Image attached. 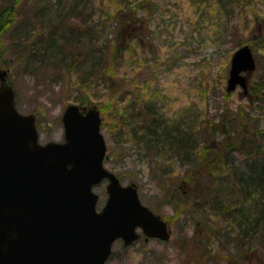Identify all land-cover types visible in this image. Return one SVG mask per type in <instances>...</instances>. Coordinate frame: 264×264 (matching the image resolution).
Here are the masks:
<instances>
[{"label": "rangeland", "instance_id": "374dc122", "mask_svg": "<svg viewBox=\"0 0 264 264\" xmlns=\"http://www.w3.org/2000/svg\"><path fill=\"white\" fill-rule=\"evenodd\" d=\"M127 1L132 5L141 0H30L18 9L13 27L1 39L0 66L9 70L8 80L14 86L18 110L35 114L41 143L63 139L62 112L66 105L81 104L83 99L84 105L100 106L111 98L109 102L114 105L109 112L115 108L132 112L146 102L166 122L179 123L184 131L199 128L201 121L216 116L226 104L233 110L242 106L254 125L264 128V108L252 106L257 102L243 95L240 87L230 92L228 99L224 96L230 59L239 40L253 44L255 56L259 57V72L252 74L251 79L258 80L264 72V0H152L136 9L140 29L146 33L141 40H133L131 51L125 52L113 83L109 79L110 82L81 86L79 77L87 65L85 59L91 64L100 56L98 44L105 43L109 48L107 40L113 37L115 28L111 14L115 7L130 5ZM51 21L60 28V21L78 24L79 43L75 45L76 39L61 36L63 45L47 48L52 56L33 62L28 59L27 48L24 57L18 59L19 51L9 44L30 29L35 31L33 27H52ZM42 30L45 34L46 30ZM67 31L62 29L58 35ZM34 38L27 41V46L38 42ZM88 47L90 57L85 51ZM73 48L81 52L75 54ZM75 55L80 58H74ZM59 61L61 66L56 64ZM101 116V132L109 154L105 166L118 174L124 184L135 183L142 203L171 227L167 241L142 238L127 247L120 241L114 242L106 264H264V225L251 232L247 229L249 235L245 236V224L239 227L230 219L236 210L234 206L252 210L251 201H244L243 197L236 204V193L231 191V179H236L240 171L249 170L251 159L233 154L236 169H229L235 172L233 176L222 174L214 181L217 200L221 201L217 206L220 209L223 204L225 210H214L211 204L201 207L196 205L193 191L186 190L189 185L180 186L182 176L191 166L189 157L186 159L166 147L159 154L146 155L144 140L136 139L132 132V121L121 130L106 111ZM127 141L125 154L112 153L111 148ZM162 180L168 184L178 182L184 195L171 192L176 185L168 187L160 184ZM105 185L102 181L93 188L99 194L98 207L106 200ZM252 188L254 196L259 194L257 186ZM180 201L182 204L175 208L174 203ZM229 207L234 209L232 213Z\"/></svg>", "mask_w": 264, "mask_h": 264}, {"label": "water", "instance_id": "95a60500", "mask_svg": "<svg viewBox=\"0 0 264 264\" xmlns=\"http://www.w3.org/2000/svg\"><path fill=\"white\" fill-rule=\"evenodd\" d=\"M256 67L249 44L231 56L227 91L247 92L244 72ZM0 67V264H103L113 241L140 235L167 240V223L142 204L134 183L104 166L106 143L96 106L65 107L64 140L38 141L34 114H23ZM83 110V111H82ZM107 179L96 208L93 186Z\"/></svg>", "mask_w": 264, "mask_h": 264}, {"label": "trees", "instance_id": "16d2710c", "mask_svg": "<svg viewBox=\"0 0 264 264\" xmlns=\"http://www.w3.org/2000/svg\"><path fill=\"white\" fill-rule=\"evenodd\" d=\"M28 2H30V0H0V43L3 35L9 33L10 29L13 27L17 18L18 9L22 7L21 5H25ZM130 3L131 2H129V4ZM150 3H152V0H141L132 5L125 6L124 8L121 6L115 7V11L111 14L112 18L115 19L114 35L110 40H107L109 48H106L105 43L98 44L97 48L101 51L100 56H96L91 64L90 60H86L88 58L85 59V64L87 65L83 70V75L81 73L79 75H82L79 77L81 86L90 87L94 84L98 85L101 81L110 82L109 79H111L110 83H113L112 78H114L116 67L121 63L122 58L125 57V52L131 51L134 44L133 40H141L146 33L140 29L141 26L138 24L139 16L136 13V9H138V7L142 8ZM51 23H53L52 27L47 25L33 27L32 29L35 31H31L30 29L28 32L21 35L17 41L9 44L19 51L20 54L18 59L24 57L23 55L27 48H30L27 51V55L29 56L28 59L31 58V61L36 62L41 61L40 59H45L47 56L51 55L50 52L48 54L47 51L50 45H56L58 47L63 45L60 39L61 36H65V38L67 37L68 39H76L75 45L79 43L80 40H78L79 36L77 34L79 31L76 29L78 24L73 22L70 23L69 21H60V25H62L61 28L67 29L68 31L66 34L58 35V32L62 29L57 22L54 23L51 21ZM42 28L46 30L45 34L41 33L44 32ZM33 38L38 40V42H34L30 44V46H27V41ZM262 39L264 40V33L262 34ZM243 43H245L243 40H239L238 46ZM251 47L255 53V46L251 44ZM73 51L76 54L80 50L73 48ZM85 51L88 52L87 57L92 56L90 54V47ZM74 58L78 59L80 56L75 55ZM50 60L51 62H58L53 59ZM256 60H259L258 56ZM60 62L61 61L56 63L57 66H61ZM258 72L259 67L252 74ZM252 74H250L248 94L246 95L251 102H257L254 103V105L250 103V105H257L264 108V72L259 75L258 80H252ZM112 90H114V88ZM224 96L225 100L228 99L229 93L225 92ZM110 99L111 98H109L105 104L98 106L101 113L106 111L108 113V118L121 130H123V127L126 126L129 121H132V132L136 139L144 140L143 145L148 152L146 155L149 153L159 154L162 150L169 149L176 152V154L183 155L186 159L189 157L191 166L186 170V175L182 176L180 186H183L182 184L184 183L186 186L189 185L190 189L186 190L193 191V194L196 196V205L200 204L202 205L201 207H204L207 204H211L212 209H219L217 205L220 204L221 201L217 200L219 195L217 196L215 194L217 192L214 188V181L217 178L219 179L222 174L229 173V175H232L233 172L229 169H236L232 160L233 154L238 153L244 155L247 160L251 159L248 166L249 170L240 171L239 176L237 175V177H235L236 179H231V191L233 190L236 193L237 197L235 196L236 201H234L236 204L238 203L239 205L242 202L240 198L243 197L244 201H251L252 210L248 212L247 210L241 209L240 205L234 206L236 210L229 207L231 213L234 210V214L232 215L233 218L230 219H232L233 222L235 221L239 227L245 224V236L249 235V232L259 229V227L264 225V140L262 138L264 128L258 129L254 125L255 123L251 121L253 118L249 116L248 112L243 110L242 106H239L237 110H233L226 104L218 111L216 116L212 115L201 121L199 128L184 131L180 129L179 123L176 124L172 122L169 124L166 122V119L153 109V105H148L146 102H144L143 106L139 107V109L135 110L136 108H134L132 112L127 110L119 111L118 108L112 110L113 112H109V109L114 105L112 104L113 102H109ZM85 103L86 101L83 99L81 104L84 105ZM252 125L255 126V128L252 127ZM218 135L220 136L218 137ZM126 144H129L128 141L123 144L120 143L118 147L114 146V149L111 148L112 153L114 152L116 156L125 154ZM151 161L155 163L153 160ZM160 184H168V182L166 183L165 180H162ZM169 186H171V188L175 186L171 192L177 191L179 195H184L183 189L178 186V182H171V184H168V187ZM253 186H257V190L259 191V194L255 196V189L252 188ZM239 192L240 196H238ZM218 194H220V192H218ZM198 199L202 201L199 202ZM170 200L172 199L170 198ZM181 204V201L174 203L175 208L177 206L179 207ZM225 208L226 206L222 204L219 209L220 212L225 210ZM231 222L232 221H230V223ZM247 229H249V232ZM196 235L198 236V233H196Z\"/></svg>", "mask_w": 264, "mask_h": 264}, {"label": "flooded vegetation", "instance_id": "af4514ba", "mask_svg": "<svg viewBox=\"0 0 264 264\" xmlns=\"http://www.w3.org/2000/svg\"><path fill=\"white\" fill-rule=\"evenodd\" d=\"M143 239H144V240H147V239H145V237H144ZM118 241L122 242V240H121V239H119Z\"/></svg>", "mask_w": 264, "mask_h": 264}]
</instances>
